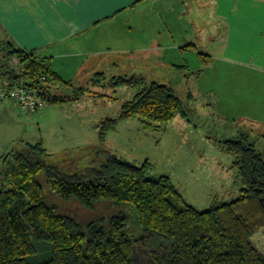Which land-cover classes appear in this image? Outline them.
<instances>
[{
  "label": "trees",
  "instance_id": "16d2710c",
  "mask_svg": "<svg viewBox=\"0 0 264 264\" xmlns=\"http://www.w3.org/2000/svg\"><path fill=\"white\" fill-rule=\"evenodd\" d=\"M0 53L3 77L10 86L23 80L49 104L77 100L86 93L85 86L77 87L73 95L52 92L58 81L68 87L73 83L57 76L50 60L34 51L7 42ZM200 55L203 63L209 64L208 55ZM13 58L27 64L24 76L10 68ZM106 78V73L100 72L88 84H102ZM106 84L133 87L137 92L122 104L116 117L99 122V152L95 165L85 171L91 178L67 175L61 165L47 164L50 153L42 141L29 144L13 161L4 158L0 264H141L136 256L138 247L149 264H264V252L253 241L264 228V150L250 141L249 134L224 140L221 149L234 157L239 172L240 195L201 210L186 200L169 176L150 174V160L137 164L104 146L120 120L138 117L162 127L179 113L187 116L175 88L135 74L113 76ZM41 173H46V186L53 193L64 200L75 198L89 209L103 201L117 206L132 204L142 234L135 236L123 214L82 225L61 213L56 204L46 201L44 184L38 178Z\"/></svg>",
  "mask_w": 264,
  "mask_h": 264
},
{
  "label": "crops",
  "instance_id": "0c3cea01",
  "mask_svg": "<svg viewBox=\"0 0 264 264\" xmlns=\"http://www.w3.org/2000/svg\"><path fill=\"white\" fill-rule=\"evenodd\" d=\"M193 1L91 0L85 3L84 0H11L3 6L0 39L3 43L14 42L27 51L48 58L53 72L62 80L72 83L88 84L97 73L120 72L124 58H133L135 65L145 64V61L153 64L156 57L158 64L184 63L182 65L188 66L192 58V64L198 70L197 91L207 100L206 105L213 110V114L228 122L245 119L243 122H249L255 129L264 130V2L260 5V19L248 18L234 24L227 22L226 25L229 37L233 31L242 35H259L261 41H253V46L248 35V45L245 41L235 45L239 48L242 43V53L247 51L250 58L239 54L228 55L227 49L233 42L228 40L222 44L216 41L214 48L211 46L207 52L202 51L208 55L209 64L205 65L193 41L202 21L191 18V15L185 18L184 14V9ZM173 4L177 9L171 8ZM245 10L252 12L249 8ZM176 36L183 40L176 41ZM257 44L261 47L258 54L253 51ZM169 49L175 52L167 54ZM0 86H10V81L3 77L1 53ZM69 88L58 81L52 85V92L69 95L65 93ZM93 97L85 93L77 100L57 105L89 106L90 101L99 102L97 97L102 96ZM47 115L48 110L33 121L30 118L33 115L24 113L12 99L0 98V170L3 158L16 143H24L27 147L37 143H33L34 138H40L45 144L44 132H54L53 137L56 129L68 131L66 128L71 124L67 120H59L56 124L46 123L43 128ZM178 116L162 127L138 117L120 120L108 133L104 146L119 157L137 164L150 160L153 172L157 158L155 153L160 148L162 151L165 149V140H179L183 151L178 160V169L183 176L191 170L200 171L207 162L214 167L220 166L219 156L214 154L209 157L207 153L210 148L202 146L203 140L209 139L207 134L195 125L192 127L183 114L180 118ZM107 117L103 115L92 123L91 130L98 139V124ZM45 148L49 152V148ZM165 160L169 165L176 163L170 156ZM231 168H234V162ZM153 175L169 176L186 198L180 187H186L185 182L177 183L164 172ZM194 186L198 188L203 184L198 181ZM208 192L209 197H214V203L219 195L230 193L228 190Z\"/></svg>",
  "mask_w": 264,
  "mask_h": 264
},
{
  "label": "rangeland",
  "instance_id": "374dc122",
  "mask_svg": "<svg viewBox=\"0 0 264 264\" xmlns=\"http://www.w3.org/2000/svg\"><path fill=\"white\" fill-rule=\"evenodd\" d=\"M261 2H264V0H194L192 3L189 2L188 6L184 9V14H186L185 18L191 15V18L193 17L194 19L202 21V26L198 25V31L194 39L192 38L198 46V48H196L197 54L200 55L202 51L207 52L211 46L214 48L216 41L223 44L225 41L229 40V42L233 43L231 47L227 49L228 55L233 56L239 54L241 57L250 58V54L247 51L243 50L245 52L242 53V43L239 44V48L235 45L237 42L242 41H245V44L248 45L249 41H247V35L251 39L252 42L250 45H252L253 41L255 43L256 41H261L259 35H242L233 31L229 37L230 33L226 25L227 22L234 24V22L238 20H246L248 18L251 20L260 19ZM170 4H172V2ZM171 8H175L174 4L171 5ZM247 8L251 9L252 12L245 10ZM217 14L222 15L217 16ZM236 30L240 31V29ZM181 38L182 37L179 36L175 37L176 41H182L183 39L181 40ZM1 43L3 42L0 39V45L2 46ZM260 48L259 44H257L256 47L253 48V51L258 54ZM167 52V54L171 55L172 52L175 51L169 49ZM158 60L159 59L155 57L153 64L150 63L149 65V63L145 61V64L135 65V60L133 58H124L120 72H117V70L114 73L111 71L107 72L106 80H102L104 83L95 82L93 85L91 83L83 84L77 81L65 92L66 94L70 93L73 95L78 86H85L86 93L92 94L94 97L98 95L96 93L94 94V92H100L105 95L100 98L97 97V99H100L99 102L90 101L89 106L62 105L64 107L47 103L43 111L30 117L35 121L39 114L48 110L49 115L46 116L47 122H44L43 128L46 126V123L56 124L59 120H67V122L71 124L66 128L68 131L56 129V135L54 134L53 137L51 135L54 132H44V135L46 134V145L44 144V146L49 148L50 153L46 158L47 164L61 165L65 168L67 175H77L81 176L83 179L91 178L86 175L87 173H85V171L95 165L99 152L97 148L99 140L97 135L91 130L92 123L96 122V120L103 115L104 117L106 115L109 117H116L121 112L122 104L125 101L133 99L137 92L136 88L128 86L115 87L106 84V81H109L113 76L142 75L149 81L156 80L175 88L176 92L185 103L186 110L188 111L186 117L191 122V126H197L203 133H206L209 138L208 140H203L204 144L202 145L203 147L207 146L208 149L210 148L207 153L208 156L213 157L215 154V156H219L218 159L221 162V165L218 167H214L210 162H207V164L204 163L200 171L191 170L185 172L186 174L183 176V173L178 169V160L181 157L183 147L179 140H165V149L162 151L160 148L157 153H155L157 156L155 159L156 165L154 171H151L150 174L164 172L170 174L177 183H180V181L185 182L186 187H180L187 201L201 210L210 208L214 203V197L208 196V191L210 190L216 192L228 190L230 192L229 194L219 195V197H217V202H226L236 199L240 195L241 187L240 177L238 175L239 172L237 168H231L234 157L221 149V143L227 139L241 137L240 135L243 133L249 134L250 141H256L257 148L264 150V136H262L264 135V130L255 129L251 124L249 125V122H228L215 116L213 110L206 105L207 100L197 91L196 83L198 80V70L194 68L195 64L193 66L192 62L194 60H192V58L190 59L191 66L186 64L187 60L185 61L186 65H182L184 63L181 62L180 65H162L157 63ZM57 92H59V90H57ZM178 115V118H180L181 113ZM34 139L33 143L41 141L40 138ZM27 148L28 145L26 147L24 143H16L10 148L6 157L13 161L16 153L26 152ZM165 152L171 153V155ZM152 156H154V154ZM169 156L172 157L176 163L169 165L165 160V157L168 158ZM4 158V163L0 170V189L3 185V170L5 169ZM38 178L40 182L44 184L46 201L51 204H56L61 213L74 217L82 225H86L93 220L106 219L108 221L113 215L123 214L128 217L135 236L138 238L142 234L135 207L132 204L122 203L117 206L109 201H103L98 203L94 209H89L75 198L64 200L53 193L46 186V173H41ZM198 181L201 182L203 186L196 188L194 183L197 184ZM203 190L205 191L202 192ZM253 241L261 251L264 252V228H261L253 236ZM136 256L141 264L150 263L148 257L143 253L140 247L137 248Z\"/></svg>",
  "mask_w": 264,
  "mask_h": 264
},
{
  "label": "built area",
  "instance_id": "2783aa9c",
  "mask_svg": "<svg viewBox=\"0 0 264 264\" xmlns=\"http://www.w3.org/2000/svg\"><path fill=\"white\" fill-rule=\"evenodd\" d=\"M10 68L17 76H24L27 72V64L17 58L11 59ZM47 80V76H43ZM0 98L12 99L18 107L28 115H34L42 111L47 102L43 100L36 90L30 89L23 80L14 86H0Z\"/></svg>",
  "mask_w": 264,
  "mask_h": 264
},
{
  "label": "snow or ice",
  "instance_id": "6c2138e0",
  "mask_svg": "<svg viewBox=\"0 0 264 264\" xmlns=\"http://www.w3.org/2000/svg\"><path fill=\"white\" fill-rule=\"evenodd\" d=\"M11 2V0H0V19L3 18V6L5 3ZM85 3L91 2V0H84Z\"/></svg>",
  "mask_w": 264,
  "mask_h": 264
}]
</instances>
